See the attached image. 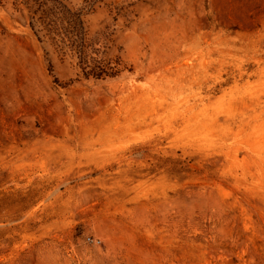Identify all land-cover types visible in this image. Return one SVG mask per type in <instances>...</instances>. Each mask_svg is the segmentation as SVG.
Here are the masks:
<instances>
[{
	"label": "rangeland",
	"instance_id": "374dc122",
	"mask_svg": "<svg viewBox=\"0 0 264 264\" xmlns=\"http://www.w3.org/2000/svg\"><path fill=\"white\" fill-rule=\"evenodd\" d=\"M0 264H264V0H0Z\"/></svg>",
	"mask_w": 264,
	"mask_h": 264
}]
</instances>
